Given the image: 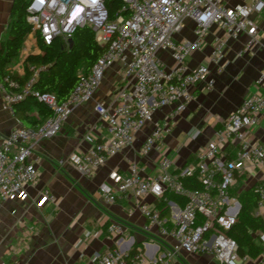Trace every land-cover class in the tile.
Instances as JSON below:
<instances>
[{"label": "built area", "instance_id": "built-area-1", "mask_svg": "<svg viewBox=\"0 0 264 264\" xmlns=\"http://www.w3.org/2000/svg\"><path fill=\"white\" fill-rule=\"evenodd\" d=\"M123 2V13L111 19L104 0H28L31 36L40 37L45 45L60 39L69 48L74 33L87 26L93 30L95 41L107 49L88 73L80 75L65 102L59 103L54 94L33 90L36 74L23 85L10 77L0 85L4 109L11 114L14 106L29 96L45 103L52 112L39 127H18L0 139V201L26 199V188L39 179L35 146L58 136L71 113L93 99L115 63L125 64L123 85L115 94L116 105L96 106L99 118L107 124L108 136L98 141L87 135L89 148L69 158L86 178L131 147L142 128L163 112L140 148L141 154H149L163 135L172 132L176 120L194 100L192 89L200 84L207 91L214 89L215 80L207 66L190 69L188 65V58L201 49L212 29L220 33L210 54L219 73L225 68L227 40L246 36L248 41L240 52L243 55L260 41L254 18L264 13V0L233 8L224 0ZM186 20L194 23L193 42L176 39ZM160 53H167L172 64L166 65ZM254 85L255 92L221 122L213 139L183 167L175 168L163 154L157 177L144 176V170L134 162L127 176L112 175L113 186H99L106 204L133 201L129 213L136 210L145 224L140 240L127 235L120 224H109L106 232L112 246L95 252L89 264H173L181 253L210 255L217 264L249 262V256L239 254L238 243L229 234L242 210L234 193L237 178L260 173V181L254 186L259 202L252 216L260 217L264 209V146L251 135L264 113V69ZM56 203L49 189L41 192L40 207ZM99 234L86 233L85 238ZM257 238L264 255V232Z\"/></svg>", "mask_w": 264, "mask_h": 264}, {"label": "crops", "instance_id": "crops-1", "mask_svg": "<svg viewBox=\"0 0 264 264\" xmlns=\"http://www.w3.org/2000/svg\"><path fill=\"white\" fill-rule=\"evenodd\" d=\"M250 1L224 0V4L233 8ZM16 2L17 0H0V44L5 43L9 37V24ZM254 19L259 27V43L252 47L249 54L243 55L240 52L248 41L246 36L239 40H227L225 68L221 73L210 61L214 39L220 35L216 29L210 31L201 49L188 58L190 69L200 65L209 68L215 87L212 91H207L200 84L192 89L194 100L176 120L172 132L163 135L154 150L147 155L140 152L142 144L156 122L162 118L163 112L156 114L153 122L142 128L131 147L109 159L92 177L86 178L78 173L69 158L72 154L89 148L85 141L87 135L98 141L108 136L107 124L99 118L96 106L116 105L115 94L123 85L125 64L117 62L108 69L93 99L71 113L58 136L41 141L35 146L39 179L26 188V199L0 201V264H89V259L95 252H104L112 246L106 232L111 223L120 224L127 235L137 240L142 239L140 231L145 219L136 210L129 213L133 209V201L106 204L99 194V186H113L112 175L117 173L127 176L129 167L134 162L144 170V176L155 178L160 173L158 163L163 154L174 162L175 168L183 167L213 139L221 122L255 92L254 84L264 69V36L261 35L264 30V13ZM176 39L179 42L195 40L192 20L185 21L184 28L176 35ZM40 53L37 38L30 34L18 61L8 68V72L22 77L25 58ZM159 58L168 66L172 64L167 53H160ZM18 127L25 126L15 114L4 109L3 95L0 92V139ZM251 135L264 146V113L260 124L251 130ZM259 181L258 171L251 176L237 178L234 193L238 196ZM44 189L52 192L57 199L56 204L39 206ZM260 217L264 221V209ZM86 233L100 234L87 240ZM257 237L258 234L254 237V243L262 250ZM246 256L250 258L246 264H264L262 253L257 257ZM173 264L217 263L210 255L181 253Z\"/></svg>", "mask_w": 264, "mask_h": 264}, {"label": "trees", "instance_id": "trees-1", "mask_svg": "<svg viewBox=\"0 0 264 264\" xmlns=\"http://www.w3.org/2000/svg\"><path fill=\"white\" fill-rule=\"evenodd\" d=\"M104 4L111 19L123 13V0H104ZM27 5L26 0H17L9 24V37L5 43L0 44V82L3 84L5 78L10 77L23 85L36 74L33 90L42 94H54L59 103L65 102L76 87L80 75L88 73L107 48L95 41L93 30L87 26L74 33L72 50L60 39L45 45L37 37L41 53L25 58L22 77L12 75L8 68L18 61L22 47L31 34V27L27 22ZM14 114L26 128H37L50 118L52 112L45 103L29 96L14 106ZM238 199L242 210L229 235L238 243L241 256L257 257L262 250L255 245L254 237L264 232V221L261 217H253L252 212L257 207L259 196L255 193V187H251L240 193Z\"/></svg>", "mask_w": 264, "mask_h": 264}, {"label": "water", "instance_id": "water-1", "mask_svg": "<svg viewBox=\"0 0 264 264\" xmlns=\"http://www.w3.org/2000/svg\"><path fill=\"white\" fill-rule=\"evenodd\" d=\"M68 44H69V49L72 50L73 47H74V41H73V39H70V40L68 41Z\"/></svg>", "mask_w": 264, "mask_h": 264}]
</instances>
